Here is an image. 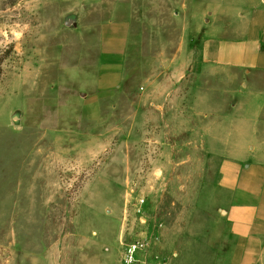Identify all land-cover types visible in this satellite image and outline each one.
Instances as JSON below:
<instances>
[{
    "label": "rangeland",
    "instance_id": "374dc122",
    "mask_svg": "<svg viewBox=\"0 0 264 264\" xmlns=\"http://www.w3.org/2000/svg\"><path fill=\"white\" fill-rule=\"evenodd\" d=\"M245 2L257 0H0V264H73L85 239L88 256L119 264L122 241L143 233L155 263L231 264L222 155L192 152L184 129L174 148V119L213 79L185 30L196 5ZM111 36L123 65L102 80ZM153 79L167 95L159 141L145 128ZM113 233L115 246L94 244Z\"/></svg>",
    "mask_w": 264,
    "mask_h": 264
},
{
    "label": "crops",
    "instance_id": "0c3cea01",
    "mask_svg": "<svg viewBox=\"0 0 264 264\" xmlns=\"http://www.w3.org/2000/svg\"><path fill=\"white\" fill-rule=\"evenodd\" d=\"M226 6L216 4L217 9L210 12L202 8L199 22L200 8L196 5V21L190 18L186 26L185 30L196 36L190 44L197 47L204 70L213 79L197 84L189 107L182 109L180 103L174 119V148L183 149L185 130L189 132L192 152L222 155L217 188L232 199L225 204L221 217L236 237L231 264H264V0L238 4L234 14H227ZM122 45L123 40L117 36L104 41L101 60L117 62L110 68L104 65L108 73L102 80H109L110 73L122 67ZM184 46L182 42L177 51L180 56ZM157 66L158 70H152L164 68L162 64ZM165 89V83L155 79L144 87L143 104L149 115L145 128L150 138L157 141L161 134L155 120H161L160 115L166 110ZM150 146L153 148L154 144ZM249 151L259 153L258 158L248 159ZM231 152H244L245 156H231ZM110 237L94 244L101 249L106 245L113 247L118 235L113 233ZM87 244L85 239L78 246L84 248V255L73 264H105L107 257L103 252L100 257L88 256Z\"/></svg>",
    "mask_w": 264,
    "mask_h": 264
},
{
    "label": "built area",
    "instance_id": "2783aa9c",
    "mask_svg": "<svg viewBox=\"0 0 264 264\" xmlns=\"http://www.w3.org/2000/svg\"><path fill=\"white\" fill-rule=\"evenodd\" d=\"M139 202L140 205L143 204L144 198H141ZM151 244V237L144 233L134 235L129 241H122L119 264H166L163 259H158L155 263L154 259L148 257Z\"/></svg>",
    "mask_w": 264,
    "mask_h": 264
},
{
    "label": "trees",
    "instance_id": "16d2710c",
    "mask_svg": "<svg viewBox=\"0 0 264 264\" xmlns=\"http://www.w3.org/2000/svg\"><path fill=\"white\" fill-rule=\"evenodd\" d=\"M0 75H1V72H0Z\"/></svg>",
    "mask_w": 264,
    "mask_h": 264
}]
</instances>
